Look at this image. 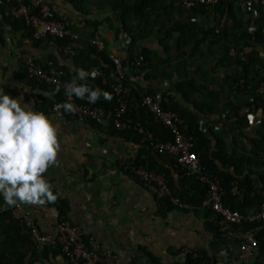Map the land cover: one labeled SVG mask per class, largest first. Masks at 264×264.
Here are the masks:
<instances>
[{
    "label": "crops",
    "instance_id": "0c3cea01",
    "mask_svg": "<svg viewBox=\"0 0 264 264\" xmlns=\"http://www.w3.org/2000/svg\"><path fill=\"white\" fill-rule=\"evenodd\" d=\"M237 3V2H236ZM233 3V11L239 7ZM25 5L32 14H38L42 6L49 9V16L64 19L76 41H55L50 38L31 39L29 31L18 24L14 10ZM36 12V13H34ZM119 15L105 4L86 1L74 4L71 0H0V88L11 97H20L34 111L43 112L57 129V163L43 174L58 193L60 205H66V215L71 224L79 227L83 234L92 237L100 249L111 250L114 259L111 264H166L182 263L186 250H193L206 256L202 264H212L214 259L235 260L239 254L238 236L234 233L216 235L207 225L200 212L174 209L162 206L155 198L126 171L128 165L138 158L148 159L142 151L143 145L135 144L113 131L106 124L98 127L90 122L77 124L64 113L52 108L54 95L47 89L31 84L24 76L20 54L28 51L40 65L52 62L56 67L76 73L79 62L72 57L75 48L88 51V40L93 33L100 35L105 51L121 60L136 57L143 47L156 50L165 60L178 65L177 69H164V73L147 81L136 82L143 91H152L160 101L171 98L181 101L176 85L186 76L209 86L223 90L221 78L226 68L219 66L224 49L235 45V39L221 40L216 44H203L191 58H180L185 51L176 50L174 41L167 47L161 45L159 36L152 34L134 48L118 24ZM199 19L198 16L191 17ZM191 22V21H190ZM97 25V31L94 30ZM186 62L187 69L181 67ZM170 73V74H168ZM182 104H185L182 102ZM216 119V120H215ZM219 118L202 117L203 129H218ZM258 122L264 120L257 118ZM237 145L244 138L236 136ZM250 146L246 145L245 150ZM156 158V157H155ZM260 173L264 174L263 170ZM169 179L176 186L177 174L169 168ZM2 203V201H0ZM24 209L30 221L41 232L53 235L56 230L59 211L57 204L16 205ZM15 207V206H12ZM12 207H0V211ZM58 259V263L62 262ZM264 264V255L250 258L244 264Z\"/></svg>",
    "mask_w": 264,
    "mask_h": 264
},
{
    "label": "trees",
    "instance_id": "16d2710c",
    "mask_svg": "<svg viewBox=\"0 0 264 264\" xmlns=\"http://www.w3.org/2000/svg\"><path fill=\"white\" fill-rule=\"evenodd\" d=\"M71 1L80 5L87 0ZM93 2L105 4L119 15L118 24L129 40V48H134L155 34L159 36L160 43L164 47H167L169 41H174L177 51L189 45L190 49L185 51L180 58H191L207 42L216 44L228 38L235 39V45L224 49L223 56L218 63L219 66L227 69L220 82L222 91L216 86L207 85L204 82L205 79L202 82L196 81L186 76L184 72V79L176 85L181 101L177 102L169 98L166 101L161 100L160 103L163 110L176 112L185 122L186 133L194 140L193 151L206 174L216 177L224 190L221 198L222 205L241 214L259 211L262 203L260 192L264 191V174L262 176L260 173V170L264 172V120L258 122L256 119L260 117L257 116L259 111L264 119V93L258 92L260 84L264 85V59L259 57L260 53H264V33L261 30L264 18L261 17L257 21V28L251 33L247 30L250 25L249 12L242 0L221 2L216 6L200 5L190 11H185L179 0H98ZM233 3L239 7L238 13L232 10ZM195 16L199 19L196 22H190L191 17ZM50 19L59 20L54 16ZM18 24L28 30L29 37H32L31 29L22 19ZM93 27L97 31V25L94 24ZM94 35L95 33L88 43H85L88 51L75 48V55H72L77 63L79 62V68L89 72L95 69L102 74L103 78L101 76L93 79L89 77L86 83L92 87H99L111 97L108 100L101 97L92 103L101 110L105 120L102 124L95 122L92 124L98 127L106 124L110 132L113 131L135 144H142L143 154L148 156V159L140 160L138 157L132 165L142 166L147 170L163 174L168 181L171 194L186 205L182 209L200 212L207 220L206 226L214 234L218 236L223 234L220 227L215 225V222L219 220L217 214L202 207V201L207 193L204 186L176 168L170 156L154 151L149 142H142L141 135L131 125L122 130H116L112 124L113 113L118 105V96L112 86L121 84L123 88H131L129 97L134 99L132 103L127 104L126 118L132 122L138 119L144 129L150 131L160 142L170 141L172 137L168 129L161 123L154 122L153 115L141 106L142 96L155 97L154 93L150 90L143 91L136 81L156 78L164 73L165 68L175 71L178 65L174 66L172 62L165 60L156 50L143 47L136 57L120 59L123 78H118L114 74V64L110 60L111 54L105 51L104 42L101 51L91 44ZM48 64L64 71V83L75 75L68 70L56 67L52 62L41 66L46 67ZM181 64V67L186 70V62H181ZM256 65L259 66L258 70H255ZM23 72L31 84L48 88L46 85L30 80L25 69ZM250 74H254L256 79H248ZM132 77L135 78L133 81L130 80ZM240 79H246L244 85L235 86ZM55 89L57 87H50L51 92ZM62 93L60 88L59 91H55L52 108L61 102ZM75 99L80 104L89 103L85 99L76 97ZM59 111L67 116L62 108ZM212 116L219 118L215 123L218 124V129L212 127L203 129L200 119L202 117L209 119ZM232 132H237L236 136L244 138L245 143L242 142L238 146L236 138L230 135ZM246 145L250 146L249 150H245ZM169 168L177 174L176 186L169 179ZM231 184L238 186V195L232 196L229 193ZM53 203L57 204L59 215H66V205H60L57 199ZM162 206L178 209L177 206L168 202ZM245 231H251L258 243H264V220L230 224L225 229L226 233ZM191 251V253H186L181 264H202L206 256ZM59 258L62 261L60 263H58ZM216 260L214 259L212 264H216ZM33 262L65 264V256L58 245L35 243L31 237V228L15 219L12 211H0V264H33ZM247 264L260 263L256 261Z\"/></svg>",
    "mask_w": 264,
    "mask_h": 264
},
{
    "label": "built area",
    "instance_id": "2783aa9c",
    "mask_svg": "<svg viewBox=\"0 0 264 264\" xmlns=\"http://www.w3.org/2000/svg\"><path fill=\"white\" fill-rule=\"evenodd\" d=\"M98 1V0H87ZM182 8L185 11H190L200 5L216 6L221 2L237 1V0H179ZM244 7L249 14V27L247 30L251 33L257 28V21L264 18V0H242ZM14 17L22 19L26 26L32 31L31 39L50 38L51 40L60 41L71 37L76 39V35H72L68 24L64 19L52 20L49 16V9L42 6L38 14H32L28 11L25 5H19L13 12ZM191 22L195 19L191 18ZM264 33V25L261 26ZM91 44L97 50H103V40L100 35L95 34L91 39ZM260 59H264V53L259 54ZM20 62L23 69H25L28 78L35 81L37 84H43L48 87H58L63 93L61 102H69L74 105V111L66 113L68 118L77 124H84L87 122H95L98 124L105 123L101 110L92 103L80 104L73 96L69 99L64 92V71L54 68L51 64L46 67L41 66L36 57L28 51L20 54ZM110 60L114 64V74L118 78H123V69L120 58L110 55ZM259 66H255L258 70ZM94 73L90 78L102 76L97 70L93 69ZM255 78L254 74L248 75V79ZM132 77L130 80L133 81ZM246 79H240L235 86L242 87ZM115 94L118 96V105L113 113V127L116 130H122L126 126L131 127L141 135V141L150 143L153 150L166 154L175 162V167L184 172L187 177L194 178L202 186L206 188V196L202 201V207L208 208L217 214L219 220L215 225L220 227V231L225 229L230 224H240L242 222H255L264 220V191L260 192L262 203L259 211L249 212L245 214L238 213L228 209L222 205V196L224 190L221 188L219 180L211 175L206 174L204 167L201 165L196 153L193 151L194 140L186 133V126L183 119L179 117L176 112L171 110H163L160 100L150 95H143L141 99V106H144L152 115L154 122H159L165 126L171 134L172 139L166 142H160L154 138L153 134L144 129L138 119L132 122L125 116L127 104L133 102V97H129L131 88H123L121 84L112 86ZM259 93H264V85L261 83L258 88ZM127 96V97H125ZM55 108V107H54ZM56 109V108H55ZM61 109V108H60ZM57 109V110H60ZM257 116H262L259 111ZM257 117V118H260ZM253 118L251 117V121ZM131 125V126H130ZM126 171L135 177L140 184L155 198V200L164 205L167 202L179 208L186 207L178 198L174 197L168 187V181L163 174L157 171L147 170L142 166L128 165ZM229 193L232 196L238 195L239 190L236 184H231ZM12 215L15 219L20 220L26 227L31 228L32 240L40 245H58L62 254L65 256V264H111L114 259V254L111 250L100 249L96 241L83 234L82 230L71 224L64 215L58 216L56 230L53 235H47L33 226L27 212L18 207L11 208ZM239 238V255L235 260L223 261L217 259L216 264H244V262L258 255H264V243L260 244L254 237L251 231L238 232ZM186 250V253H191ZM31 264V263H30ZM33 264H38L33 262ZM166 264H181V263H166Z\"/></svg>",
    "mask_w": 264,
    "mask_h": 264
},
{
    "label": "clouds",
    "instance_id": "9594fccd",
    "mask_svg": "<svg viewBox=\"0 0 264 264\" xmlns=\"http://www.w3.org/2000/svg\"><path fill=\"white\" fill-rule=\"evenodd\" d=\"M93 75L83 68L77 69L64 84L65 96L69 99L75 96L89 103H95L101 97L110 99L107 92L86 83ZM55 91L59 88L42 95H54ZM22 99V96L11 97L0 88V207L51 203L58 196L43 175L57 163V129L43 112L32 110L31 103L23 104ZM55 108H62L65 113L74 111V105L69 102L57 103ZM254 257L257 256L251 258Z\"/></svg>",
    "mask_w": 264,
    "mask_h": 264
}]
</instances>
